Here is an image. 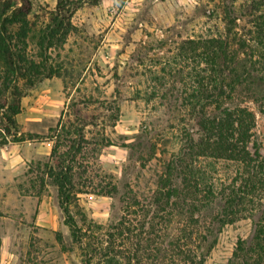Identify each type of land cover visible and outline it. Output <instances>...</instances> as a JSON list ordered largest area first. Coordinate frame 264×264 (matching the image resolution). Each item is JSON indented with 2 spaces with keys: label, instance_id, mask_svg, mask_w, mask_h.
<instances>
[{
  "label": "rangeland",
  "instance_id": "rangeland-1",
  "mask_svg": "<svg viewBox=\"0 0 264 264\" xmlns=\"http://www.w3.org/2000/svg\"><path fill=\"white\" fill-rule=\"evenodd\" d=\"M56 1L30 0L33 32L48 23ZM75 1L81 6L65 42L44 54L55 74L45 72L21 100L19 129L36 128L43 133L36 142L51 139L55 153L22 163L12 182L6 176L0 181L6 188L0 189V264H96L108 232L114 251L125 255L141 254L149 238L170 254V242L189 231L187 248L196 251L197 237L209 240L213 224L216 243L204 264H264V11L252 12L250 0ZM210 39L224 43L226 57L217 62L228 68L227 83L234 82L225 88L229 98L222 108L254 115L246 150L257 160L245 167L221 158L193 159L190 195L166 205L159 180L188 151L186 133L197 135L185 99L212 90L203 48ZM26 55L38 60L36 40L28 38ZM31 107L40 116L34 125L26 121ZM203 110L218 113L214 102ZM59 155L80 191L69 209L85 235L81 242L64 225L48 176L50 167L58 170ZM173 172L171 186H181L179 170ZM192 192L202 204L191 219ZM26 197L53 208L55 229L41 231L13 214L12 205ZM220 215L226 223L219 227ZM120 221L124 234L116 238Z\"/></svg>",
  "mask_w": 264,
  "mask_h": 264
},
{
  "label": "trees",
  "instance_id": "trees-1",
  "mask_svg": "<svg viewBox=\"0 0 264 264\" xmlns=\"http://www.w3.org/2000/svg\"><path fill=\"white\" fill-rule=\"evenodd\" d=\"M82 1L97 4L100 0ZM79 2L81 1L57 0L54 9L49 12L48 23L39 29L38 33L33 32V25L28 19L32 8L30 0H3L0 2V146L9 141L21 142L27 139L41 138L39 135L21 133L16 117L21 111V100L26 96V91L32 89L45 72H48L49 76L55 74L51 69L48 70L50 67L47 66V58L44 54L57 43L65 42L73 28L70 19L81 6ZM18 4L21 5L18 6ZM250 10L252 12L264 11V0H250ZM258 18H261V15H258ZM28 38L36 40L39 51L37 61L28 58L26 55ZM203 48L206 52L205 61L213 72V76L210 78L212 90L208 92L197 91L185 99L184 106L188 109V120L195 123L193 126L196 128L197 135L194 139L192 134L186 133V149L188 151L184 153L183 158L177 160L176 166L175 161L168 164L166 167L167 174L159 180L158 192L166 199V205L174 204L177 206L180 196L187 197L190 195L188 192L192 186V181L189 174L193 159L204 156L221 158L236 161L245 167L257 160L246 150L251 139L250 131L255 123L254 115L245 108H222L223 102L229 98L225 88L231 87L234 83H227V75L224 72L225 68H228L224 66V63L217 62V60L226 57L224 43L219 39H210L206 41ZM212 102H214L218 113L214 116L205 115L203 109ZM53 153H55L54 148L52 149ZM255 156L258 155L255 154ZM58 159V170L54 171L50 167L48 176L53 178L54 185L58 190L59 206L64 215V225L68 226L73 241L81 242L80 236L85 237V235H79L80 229H78L69 209L73 202L72 195L80 191H74L71 166L65 163V159L61 155ZM176 167L179 170L176 177L180 178L181 186L174 187L171 186V181L174 180L173 171L177 170ZM196 188L197 184L194 189L196 190ZM185 191L187 193L184 194ZM110 194V192L106 193L107 196L111 197ZM192 197V202L187 209L191 219L202 204V201H196L194 192H192ZM173 198L174 201H170ZM156 199L160 203V197ZM215 221L219 227L226 223L222 215L216 217ZM122 226L123 222L120 221L116 227L118 230L116 238L124 234V226ZM214 226L213 224L207 229L211 236L209 240L205 234L200 238L197 237L196 251L187 248L188 241L192 242L193 232L189 231L188 235L184 232L185 239L170 242V254H166L161 245L150 238L141 254L137 252L132 255H125L121 252H115L112 247V234L108 232L107 245L100 251V257L96 264H204L216 243L214 234H212L215 230ZM97 228L101 229V226L97 225ZM138 251L140 252V249ZM86 264H91V259ZM256 264L259 263L256 262Z\"/></svg>",
  "mask_w": 264,
  "mask_h": 264
},
{
  "label": "crops",
  "instance_id": "crops-1",
  "mask_svg": "<svg viewBox=\"0 0 264 264\" xmlns=\"http://www.w3.org/2000/svg\"><path fill=\"white\" fill-rule=\"evenodd\" d=\"M26 115V121L30 122L31 125H34L33 122L36 123L40 119V116H38V111L36 109H33L32 107L30 109H27ZM18 116L16 117V119L18 118ZM20 132L24 133L21 130ZM24 134L39 135L43 133L39 132L32 126H29L28 130H26V133ZM45 140L46 141L40 142L39 144L36 142V139H27L21 142L9 141L8 143L1 145L0 181H2L6 176V178L10 180L9 182H12L11 179L13 180V178L17 176V171H19L20 165L22 163L31 162L39 156H48L52 150L54 142L49 138H46ZM36 144L38 146L37 148L34 147ZM0 189H2L4 193L6 192L5 187L0 186ZM9 193L11 194L13 193V191H10ZM11 208L12 211L15 212L13 214H16L17 217H20V219L22 220L32 223L41 231L55 229L58 224L57 216L54 213L53 208L43 199L38 200L37 198H35L34 200L33 198H29L28 200L26 197L25 201L16 204L14 203ZM17 210L22 211V216L20 215L21 213H17Z\"/></svg>",
  "mask_w": 264,
  "mask_h": 264
}]
</instances>
